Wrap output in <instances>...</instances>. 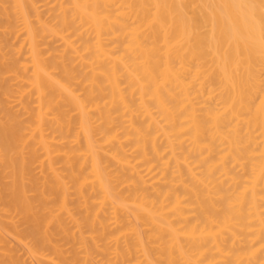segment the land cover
I'll list each match as a JSON object with an SVG mask.
<instances>
[{"label": "bare ground", "instance_id": "obj_1", "mask_svg": "<svg viewBox=\"0 0 264 264\" xmlns=\"http://www.w3.org/2000/svg\"><path fill=\"white\" fill-rule=\"evenodd\" d=\"M28 260L264 264V0H0V264Z\"/></svg>", "mask_w": 264, "mask_h": 264}, {"label": "rangeland", "instance_id": "obj_2", "mask_svg": "<svg viewBox=\"0 0 264 264\" xmlns=\"http://www.w3.org/2000/svg\"><path fill=\"white\" fill-rule=\"evenodd\" d=\"M16 109V108H15ZM17 110V109H16ZM12 244L14 245V247L18 250V253L20 254V255H25V252H24V249L22 250L20 247H19V245L17 244V242L16 241H13L12 242ZM28 263L29 264H32L29 260H28Z\"/></svg>", "mask_w": 264, "mask_h": 264}]
</instances>
